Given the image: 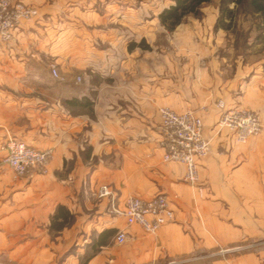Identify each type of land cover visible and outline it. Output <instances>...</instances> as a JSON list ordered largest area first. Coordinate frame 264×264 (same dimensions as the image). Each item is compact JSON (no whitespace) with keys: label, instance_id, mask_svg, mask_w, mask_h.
<instances>
[{"label":"crops","instance_id":"obj_1","mask_svg":"<svg viewBox=\"0 0 264 264\" xmlns=\"http://www.w3.org/2000/svg\"><path fill=\"white\" fill-rule=\"evenodd\" d=\"M14 1L37 15L0 40V249L16 241L9 254L21 264H264V130L241 144L217 127L220 101L258 112L264 126L261 13L241 10L250 24L239 48L233 31L206 30L219 9L205 30L183 21L175 31L187 35L172 41L160 20L167 7ZM161 107L203 118L211 152L195 184L182 163L163 160ZM10 138L52 150L47 170L16 176L3 165ZM158 194L174 219L155 235L128 225L126 199ZM60 205L73 221L56 230ZM120 229L124 244L114 243Z\"/></svg>","mask_w":264,"mask_h":264},{"label":"built area","instance_id":"obj_2","mask_svg":"<svg viewBox=\"0 0 264 264\" xmlns=\"http://www.w3.org/2000/svg\"><path fill=\"white\" fill-rule=\"evenodd\" d=\"M37 15V9L22 1L0 0V40L9 41L21 22ZM52 75L58 78L57 69ZM221 116L217 122L219 131L226 129L236 142L245 144L264 130L261 115L241 106L227 107L223 101L217 103ZM161 117V146L165 162H179L185 166V180L195 184L199 180V160L211 152V139L204 134L203 118L192 109L178 112L169 107L159 109ZM52 159V150L37 149L23 140L10 138L7 142V154L2 163L8 165L16 176H24L38 169L45 172ZM103 187L100 195H109ZM123 215L128 225H140L148 234L155 235L160 228L171 222L174 209L166 194H158L144 199L129 196L126 199ZM127 240V232L120 229L115 236L116 244Z\"/></svg>","mask_w":264,"mask_h":264},{"label":"rangeland","instance_id":"obj_3","mask_svg":"<svg viewBox=\"0 0 264 264\" xmlns=\"http://www.w3.org/2000/svg\"><path fill=\"white\" fill-rule=\"evenodd\" d=\"M175 0H136V6L141 8V7H149L151 9L157 10L162 7H169L171 4H174ZM122 5H125V2L123 1ZM252 7L250 4V0H210L207 2H204L200 5V11L199 14H190L184 18L183 21L186 22V28L188 30H194L195 28L200 29V23H202V26L205 30V21L211 17L210 12L214 9H219V14H218V24L214 27H208L206 26L207 31H215L218 28L222 30H228V31H233L234 32V37L238 36L239 43L238 47L241 48L242 45V39L241 35L244 32L245 28L247 27L248 23L245 19V16L242 15L241 10L244 8H249ZM153 11H150L146 17L152 18L155 17L156 15L152 13ZM231 12L236 13L235 15L231 16ZM232 17V19H230ZM195 20V21H194ZM183 23V22H182ZM196 23L198 24L197 26ZM216 24V23H215ZM257 24L258 23H254ZM259 25V24H258ZM255 27V28H256ZM181 29L185 28V26H181ZM186 28L184 31H181V35H179V32L177 30L175 31H170L169 38L172 39H177L179 36L183 37L188 33L186 31ZM258 28V27H257ZM203 30V29H202ZM170 40V41H171ZM173 41V40H172ZM52 68H54V65H50V69L52 72ZM2 163V162H1ZM4 165V163H2ZM52 242H57V239L55 238V235L53 238H51ZM115 243V240H114ZM124 244V243H123ZM14 247H16V241L14 245H11V248H5V249H0L4 250L3 252L0 251V264H21L15 256H11V250H14ZM78 247H82V242L80 244L74 243L73 250H77ZM90 250V249H86ZM10 253V254H9Z\"/></svg>","mask_w":264,"mask_h":264},{"label":"trees","instance_id":"obj_4","mask_svg":"<svg viewBox=\"0 0 264 264\" xmlns=\"http://www.w3.org/2000/svg\"><path fill=\"white\" fill-rule=\"evenodd\" d=\"M207 1L210 0H175L174 4H171L161 12V23L169 31H174L176 27L183 22L186 16L190 14H199L200 5ZM250 4L264 17V0H250ZM72 221L73 215L65 206L60 205L52 217L51 228L61 230L67 225V223H71ZM98 242L103 243L104 240L99 239L97 243Z\"/></svg>","mask_w":264,"mask_h":264}]
</instances>
